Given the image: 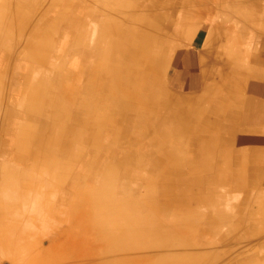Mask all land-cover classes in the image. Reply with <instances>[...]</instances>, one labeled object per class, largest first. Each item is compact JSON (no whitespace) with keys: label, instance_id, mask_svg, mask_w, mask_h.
<instances>
[{"label":"bare ground","instance_id":"1","mask_svg":"<svg viewBox=\"0 0 264 264\" xmlns=\"http://www.w3.org/2000/svg\"><path fill=\"white\" fill-rule=\"evenodd\" d=\"M40 1L0 0V35H14V49L11 51L8 48L0 54V114L7 102L10 59L20 49L23 36H29L26 45L21 48L14 75L15 86L8 98L14 111L9 114L11 127L5 133L4 151L0 144V193L13 191L16 194L0 202V212L8 208L11 215L14 204L20 201V194L41 186L45 189L44 195L47 192L58 196L65 189L62 194L66 198L68 223L82 221L85 212L72 217L73 212L86 204L85 183L90 177L92 165L103 150L95 175L96 186L90 192L99 196L97 204L105 212L107 220L127 221V226L119 227L115 238L121 240L148 235L154 238V243L163 244L166 237L185 236L192 239L204 235L205 231L199 234L194 226L197 221L203 220L214 232L218 228L216 221L207 217L214 212L213 209L196 210L185 199V195L193 191L201 197L197 189L202 184L196 187L193 179L184 181L169 177L170 169L163 170L164 174L156 177V170L167 160H152L153 153L145 148H142L144 152L141 155L137 154L130 141H136L133 136L138 133L131 131L130 126L118 130L120 116L116 121L106 105L108 103L105 104L107 97H112V102L118 104L121 112H127L128 107L134 106L128 104L131 101L132 94L128 89L133 74L140 72L145 80L154 81L156 78L159 59L153 44L157 45L158 34L152 28H146V18L118 16L111 19L100 15L105 7H113L119 12L128 8L130 4L122 0ZM133 2V6H142L146 0ZM90 19L95 23L92 28L88 24ZM49 24L59 29L57 36L49 34ZM103 39L106 43L102 47ZM158 45L157 48H160ZM133 81L141 84L143 79L140 77ZM145 90H151L150 86L147 85ZM123 119L125 125L130 124L127 114ZM114 141L119 142L122 151L109 159V148ZM129 147L133 150L126 153L124 149ZM134 165L142 172H135L136 169L133 172ZM115 183L119 189L117 201L108 195L113 192ZM127 183L135 188L130 189ZM66 185L72 190H68ZM140 185L146 188L143 196L136 193ZM181 185L185 187L176 204L168 198L158 200V197H167L171 190H177ZM76 193L82 195L80 199H73ZM42 209L44 211L47 207ZM53 209L55 206L47 210L53 213ZM53 218L60 220V213L55 212ZM61 230L64 229L56 230L58 236H63ZM20 240L23 239L17 222L0 221V247L18 258L19 245L24 242ZM74 245L75 242L60 249L49 245L44 250L54 254L58 264H66L70 260L67 253ZM103 249L105 247L99 244L90 254L96 253L93 257L105 255ZM130 255V252L116 255L111 258L112 263L121 264L124 260L138 263V252L134 259Z\"/></svg>","mask_w":264,"mask_h":264},{"label":"crops","instance_id":"2","mask_svg":"<svg viewBox=\"0 0 264 264\" xmlns=\"http://www.w3.org/2000/svg\"><path fill=\"white\" fill-rule=\"evenodd\" d=\"M122 1L130 6L100 15L146 18L162 43L153 44L154 81L133 74L143 81L130 82V124L112 97L105 100L116 121L120 116L117 129L138 133L130 141L137 154L145 148L152 160H167L156 177L170 169L169 177L202 184L201 197L185 195L194 209H213L207 217L218 226L197 246L202 259L264 264V0H146L139 8ZM183 187L158 200L175 203Z\"/></svg>","mask_w":264,"mask_h":264},{"label":"rangeland","instance_id":"3","mask_svg":"<svg viewBox=\"0 0 264 264\" xmlns=\"http://www.w3.org/2000/svg\"><path fill=\"white\" fill-rule=\"evenodd\" d=\"M40 2H42V0ZM139 7L141 6H136V8H139ZM132 14L133 12L131 13V15ZM114 16L116 15L114 14ZM114 18H117V17H114ZM55 21H54V24H55ZM54 24L53 25L49 24L50 30L48 31L50 35L57 36L59 33V29H57V27H55ZM13 37L14 35L12 34H1L0 35V54L2 51L7 50L8 48L9 50L14 49L12 46ZM28 37L29 36L27 34L23 36V38L21 39L22 44H21L20 49L14 52L9 62V74L7 77L8 86L6 87L7 102L5 103L1 111V114H0V144H2L1 149L3 151L5 148L4 146L5 140L7 138L5 136V133L7 129L9 131L11 127V125H9V123H11L9 121V114H11L14 111L13 108H11L10 106V101H8V98L10 97L13 91V88L15 86L14 75H15V69L18 63V57H19V54L21 53V48H23V46L26 45ZM105 43L106 41L105 39H103V43L100 46L102 45L104 46ZM95 107L97 106H94V108ZM124 114L126 115L127 112H124ZM118 143L119 142L114 141V143L110 145L109 152H108L109 159L114 157L116 154L121 153L122 147ZM124 150H126V153H128V152H131L133 148L129 147ZM101 151H102L101 152V155H102L103 150ZM101 155L98 158H96V161L92 165V169L90 171L92 173V174L90 173V177H89L90 179L87 178V181L85 183L86 184V204L82 206L78 205L80 210L77 209V211L73 212L72 217L74 216L78 217L80 215H83L81 214V212H85L84 213L85 219H83L82 221L77 220L78 222L68 223L70 218L68 215H66V211H65L66 210V204H65L66 198H65V194H62V193H65L64 191L65 189H62V188H61L62 193H60L58 196L49 195L50 193L47 194V192H46V195H44L45 189L44 187H41V186H38L35 188L34 187L29 188L24 193L20 194L21 196V198H19L20 201L19 202L17 201L14 204L13 212L11 215L8 214V208L7 210L4 209L3 212H0L2 213L1 214L2 219H0L1 222L7 223L10 221H14L19 224L20 235L22 236V239H23L20 241H24V242H21L19 245L20 251L17 253V255L19 256L18 258H15V256H12L7 250L0 247V264H33V263L34 264H58L57 259L54 256V254L50 255L49 254L50 252L44 249L48 248L49 245L54 246V248L56 249H60V248L66 247L69 244L72 245L74 242L76 243V245H74L72 249L69 250V253H67L69 254L68 257L70 258V260H68V263L66 264H113L112 263L113 261L111 260L112 257H116V255L118 257L120 256L121 253L126 254L129 252L131 253L130 256L133 255L132 257L133 259H134L135 253L137 254L138 252L139 254L138 259L140 260L138 261V263L137 261H134V264H163L164 262H165L164 264H211L212 263L210 258L206 257L202 259L201 255L198 254L200 250L197 249V246L200 245L199 247L200 248L202 247V245L199 242L201 241V238L203 237V234H200V233L202 231L203 232L205 231L204 235L214 234L212 228L204 223L197 224V226L194 225L195 230L197 229L196 231L200 234L198 237L196 238L192 237V239L191 238L188 239V237H185V236L166 237L164 239L165 245L163 243H154L155 242L154 238L148 235L142 236L140 238L133 237V238L121 239V240H118V238H115L117 237L115 236V233L117 232L119 227L122 228V225L127 226V221L125 219H121L119 221L107 220L108 217L106 216L105 212L101 210L102 208H99L100 206L99 204H97L99 201V196L92 195L91 194L92 192H90V190H94V187L96 186L95 175L100 166ZM136 160H139V159H136ZM67 162H71V161L68 160ZM125 168L130 169L129 166H126ZM132 168L133 169L131 170L133 172L135 171V169L137 170L135 172H140V173L142 172L138 170L137 167H135V165ZM46 178H48V176ZM127 185L129 186L130 189L135 188L129 183H127ZM140 186L142 187V185ZM140 186L137 187L136 193L138 196H143L144 193L142 194L138 193V188H140ZM66 188H67V185H66ZM67 189L72 190L70 187H68ZM144 189L146 191V188ZM117 190L119 189L115 183V188L112 190L113 192H109L108 194L115 201H117L116 198L118 199L119 197V193L117 192ZM15 194L16 193L13 191H10L9 193L5 191L3 194L0 193V202L3 203L4 200L8 199V196L13 198V195ZM81 196L82 195H80L79 193L78 195L76 193L73 199L75 200L80 199ZM161 198L162 197L158 199H161ZM51 206H55V209H57L56 211L55 209H53V213H50L49 210H47L48 207H51ZM42 207H44V209H46L47 207V209L43 211ZM54 211L60 213V216H61L60 220L56 221L53 218L54 213H55ZM110 212H114V211L111 210ZM57 229L58 230L64 229V230H61V232L63 233V236L57 235V232H56ZM108 234H111V235L109 236ZM99 244L105 247V249H103L105 255H99V256L93 257L94 256L93 254H96V253L90 254L91 253L90 251H93V248L98 246ZM24 245H27V247ZM207 246L208 245H204L205 250L207 249ZM110 251H117V253L110 252ZM132 263L133 262L130 260H124L121 262V264H132Z\"/></svg>","mask_w":264,"mask_h":264}]
</instances>
